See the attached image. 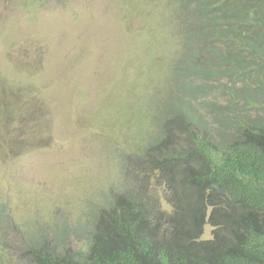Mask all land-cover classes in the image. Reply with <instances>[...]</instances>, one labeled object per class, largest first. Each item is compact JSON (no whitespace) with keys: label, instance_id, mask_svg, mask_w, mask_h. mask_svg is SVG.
Here are the masks:
<instances>
[{"label":"rangeland","instance_id":"obj_1","mask_svg":"<svg viewBox=\"0 0 264 264\" xmlns=\"http://www.w3.org/2000/svg\"><path fill=\"white\" fill-rule=\"evenodd\" d=\"M154 9L147 0H0V203L14 223L0 222V264H31L22 255L37 236L44 249L83 250L99 219L136 196L150 218L164 216L171 189L151 167L160 140L181 142L180 111L213 136L229 130L213 105H226V81L176 80L177 42L152 25ZM183 79L204 91L181 102Z\"/></svg>","mask_w":264,"mask_h":264},{"label":"trees","instance_id":"obj_2","mask_svg":"<svg viewBox=\"0 0 264 264\" xmlns=\"http://www.w3.org/2000/svg\"><path fill=\"white\" fill-rule=\"evenodd\" d=\"M147 1L156 8L152 25L177 42L176 80L226 81L219 83L226 105H213L225 110L218 124L229 130L213 136L180 111L181 142L160 140L151 167L168 181L169 212L152 219V208L145 204L144 211L136 196L99 219L83 250L59 253L56 243L44 249L37 236L22 257L31 264H264V0ZM184 79L174 86L181 102L204 91ZM0 206V222L13 227Z\"/></svg>","mask_w":264,"mask_h":264},{"label":"clouds","instance_id":"obj_3","mask_svg":"<svg viewBox=\"0 0 264 264\" xmlns=\"http://www.w3.org/2000/svg\"><path fill=\"white\" fill-rule=\"evenodd\" d=\"M171 60H172V59H171ZM171 60H170V61H171Z\"/></svg>","mask_w":264,"mask_h":264}]
</instances>
